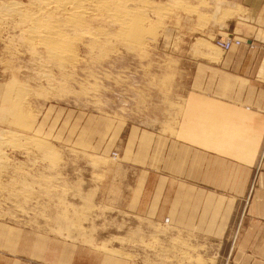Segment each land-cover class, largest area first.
<instances>
[{
    "label": "rangeland",
    "instance_id": "374dc122",
    "mask_svg": "<svg viewBox=\"0 0 264 264\" xmlns=\"http://www.w3.org/2000/svg\"><path fill=\"white\" fill-rule=\"evenodd\" d=\"M10 2L40 12L34 0H0V264L45 254L67 264H217L218 240L127 206L134 183H149L151 133L175 134L189 110L184 53L220 51L215 39L227 37L199 39L216 0H126L142 20L137 40L91 10L68 28L82 36L62 61L29 44L31 21L8 15Z\"/></svg>",
    "mask_w": 264,
    "mask_h": 264
},
{
    "label": "crops",
    "instance_id": "0c3cea01",
    "mask_svg": "<svg viewBox=\"0 0 264 264\" xmlns=\"http://www.w3.org/2000/svg\"><path fill=\"white\" fill-rule=\"evenodd\" d=\"M200 34L245 42L184 53L189 110L175 134L151 133L149 183H134L127 206L218 240L217 264H264V0H216ZM45 255L5 264H67Z\"/></svg>",
    "mask_w": 264,
    "mask_h": 264
},
{
    "label": "bare ground",
    "instance_id": "6f19581e",
    "mask_svg": "<svg viewBox=\"0 0 264 264\" xmlns=\"http://www.w3.org/2000/svg\"><path fill=\"white\" fill-rule=\"evenodd\" d=\"M34 2L35 3L38 2V4H36V5L37 6L39 5L38 9H40L39 10L40 12H41V10H45L46 12H48L46 9L56 10L58 12L52 11L51 13L57 14L60 18L57 19L55 17L50 16V19H49L48 16H44V15L39 14L40 12L38 13V10L35 12L30 10V12H28L27 14H24L23 6H22L23 4H20L21 2L20 3L12 2L13 4L10 2L12 4V6L9 9H6L8 11L7 14L9 13L10 15L16 16L17 18H22V19L27 18L28 21H31V22H29L31 24V26H29V28H28L29 36H27V38L29 37V39H30L29 44H30V41L31 42L34 41V43L36 41H38V42L40 41L41 44L45 45V47L44 46L43 47L47 49L46 51H48L51 56L59 58L61 61L62 60H68L72 56L74 57V53H76V52H74V44L75 43L73 42V40L74 39L77 40L78 38H81V36H82V35L80 36V34L79 35L77 34L80 37H78V38H75L74 36L72 37V35H69V32H71L73 30L69 31L68 28L71 27L72 29L77 30L78 28L80 29L81 27H83L85 25V21L87 19V18L85 19V17L89 15L91 10L94 12L97 10H102L100 12L107 11V13L109 15H112L117 20L116 22H118L121 25L120 28H123L122 31L125 30L126 33L128 34V36H130L131 38H134V39L136 38V40H137V37L139 38L141 33L144 31V29H142L143 27L141 28V26L143 24H141L140 21H142V20L139 21V20L135 19V17H134L135 14H134V12L132 13V11H134V10L131 9L132 6L130 5L131 6L130 7L129 3L127 5L126 0H34ZM34 2L32 3L33 5H35ZM11 4H9V5H11ZM6 6H8V5H6ZM25 12H27V11H25ZM3 14H5V13H3ZM8 15L6 16V19H7ZM18 21H21V20H18ZM18 27H19V25H18ZM74 33H75V31H74ZM71 34H73V33H71ZM99 34H102V33H99ZM103 34L107 35L104 32H103ZM24 35H27V33ZM92 36H94V33ZM97 36H98L97 39H99V38H101L102 35H97ZM130 37H128V38H130ZM27 38H25V40ZM79 41L80 40H78V42ZM84 42H86V41H84ZM97 42H100V40H97ZM96 45H97V43H96ZM76 57H77V55H76ZM55 61H57V60H55ZM22 90H24V89H22ZM16 92H17V90H16ZM16 112H17V110H16ZM11 115H13V114H11ZM22 118H20L19 120H21ZM16 120H18V119H16ZM2 136H0V140L4 138V137L2 138ZM14 140H15V138H14Z\"/></svg>",
    "mask_w": 264,
    "mask_h": 264
},
{
    "label": "built area",
    "instance_id": "2783aa9c",
    "mask_svg": "<svg viewBox=\"0 0 264 264\" xmlns=\"http://www.w3.org/2000/svg\"><path fill=\"white\" fill-rule=\"evenodd\" d=\"M244 42H245L244 39H242L240 37H235V36H233V37H217L215 39L216 45L225 51L231 49L233 46L241 45Z\"/></svg>",
    "mask_w": 264,
    "mask_h": 264
}]
</instances>
